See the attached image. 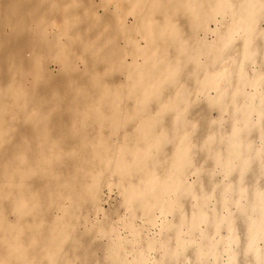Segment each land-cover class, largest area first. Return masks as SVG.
Segmentation results:
<instances>
[{
    "label": "clouds",
    "instance_id": "clouds-1",
    "mask_svg": "<svg viewBox=\"0 0 264 264\" xmlns=\"http://www.w3.org/2000/svg\"><path fill=\"white\" fill-rule=\"evenodd\" d=\"M0 264H264V0H0Z\"/></svg>",
    "mask_w": 264,
    "mask_h": 264
}]
</instances>
